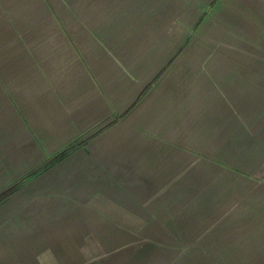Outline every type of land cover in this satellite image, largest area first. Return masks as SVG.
<instances>
[{"label": "rangeland", "instance_id": "1", "mask_svg": "<svg viewBox=\"0 0 264 264\" xmlns=\"http://www.w3.org/2000/svg\"><path fill=\"white\" fill-rule=\"evenodd\" d=\"M99 10L120 39L122 65L135 63L138 70L129 76L142 85L126 111L104 120L103 130H114L101 143L114 141L116 154L124 157L130 146L169 149V155L181 147L185 176H193L195 165V175L208 176L209 161H217L219 177L225 160L264 159L257 140L264 120L242 119L264 111V104L243 102L251 95L235 82L252 74L247 64H264V0H105ZM250 20L256 27L252 42L240 30ZM254 74L264 79V73ZM3 131L0 191L8 190L0 195V264H264V229L230 225L231 218H240L231 216L239 199L228 196L225 205V195L217 194V214L208 215L209 185L197 184L195 190L205 193L197 230L188 214L185 225L163 232L138 223L113 226V217L73 215L67 202L98 186L81 182L80 161L91 154L93 138L58 147L63 137L39 135L31 126L19 135ZM191 180L176 189L185 194L186 213L193 209Z\"/></svg>", "mask_w": 264, "mask_h": 264}, {"label": "crops", "instance_id": "2", "mask_svg": "<svg viewBox=\"0 0 264 264\" xmlns=\"http://www.w3.org/2000/svg\"><path fill=\"white\" fill-rule=\"evenodd\" d=\"M104 7L105 0H0V128L6 130L3 133L19 135L31 126L39 135L63 137L58 147L80 138L81 146L89 137L93 138L95 143L88 145L91 154L80 161L81 182L98 186L87 187L86 197L67 202L69 210H76L71 212L73 215L113 217V226L138 223L150 231L163 232L185 225L188 214L194 216L197 230L200 200L205 193L200 188L195 190V186L203 183L209 185L208 215H214L217 209V194L225 195V205L229 196L241 201L231 215L240 218H231L230 225L248 231V225L253 224L252 230H263L264 159L225 160L220 165L225 168L224 175L219 177L215 171L217 161H209L208 176L194 174L200 165L192 167L193 176H185V150L181 147L177 146L169 155V149L153 151L148 146H130L124 157L116 154L114 141L101 143L103 134L114 130H103L104 120L117 119L142 90V85L139 89L136 79L129 76L138 70L136 64L125 61V67L122 65L120 39L113 37L110 31L114 29L106 27L107 19L99 14ZM255 28L250 20L240 30L246 31L248 41L252 42L257 40L250 35ZM261 42L264 45V37ZM245 68L252 74L235 80L238 87L251 95L243 102L264 104V79L254 74L264 73V64L251 63ZM122 81L126 82L123 91ZM242 119L264 120V111ZM230 126L226 123L225 129L232 136ZM257 128V140L264 151V123ZM243 130L242 124V134ZM208 144L211 145V139ZM186 179H192L194 186L193 209L188 213L183 190H176ZM106 222L109 224L110 219L103 220Z\"/></svg>", "mask_w": 264, "mask_h": 264}, {"label": "trees", "instance_id": "3", "mask_svg": "<svg viewBox=\"0 0 264 264\" xmlns=\"http://www.w3.org/2000/svg\"><path fill=\"white\" fill-rule=\"evenodd\" d=\"M60 154H63V152L62 153H60ZM59 156V155H58ZM13 186V185H12ZM8 190V188H6V189H3V191H0V195L3 193V192H6Z\"/></svg>", "mask_w": 264, "mask_h": 264}]
</instances>
